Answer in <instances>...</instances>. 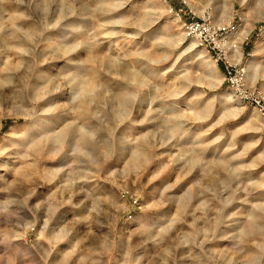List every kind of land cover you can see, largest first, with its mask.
<instances>
[{
	"label": "rangeland",
	"instance_id": "obj_1",
	"mask_svg": "<svg viewBox=\"0 0 264 264\" xmlns=\"http://www.w3.org/2000/svg\"><path fill=\"white\" fill-rule=\"evenodd\" d=\"M205 18L264 94V0H0V264H264V119Z\"/></svg>",
	"mask_w": 264,
	"mask_h": 264
},
{
	"label": "built area",
	"instance_id": "obj_2",
	"mask_svg": "<svg viewBox=\"0 0 264 264\" xmlns=\"http://www.w3.org/2000/svg\"><path fill=\"white\" fill-rule=\"evenodd\" d=\"M177 15L182 18L184 10H179ZM236 30L237 27L234 25L214 27L210 18H205L202 22L184 23V31L188 39L195 40L209 54H217L222 60H226L227 54L233 50L229 41ZM224 64L225 82L228 88L243 104L255 108L264 119V94L256 88L248 87L243 69L234 66L228 60Z\"/></svg>",
	"mask_w": 264,
	"mask_h": 264
},
{
	"label": "bare ground",
	"instance_id": "obj_3",
	"mask_svg": "<svg viewBox=\"0 0 264 264\" xmlns=\"http://www.w3.org/2000/svg\"><path fill=\"white\" fill-rule=\"evenodd\" d=\"M204 15V14H203ZM185 39L187 38L186 36L184 37ZM254 77V79H256V77L255 76H253ZM253 79V78H252Z\"/></svg>",
	"mask_w": 264,
	"mask_h": 264
}]
</instances>
